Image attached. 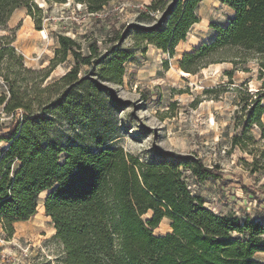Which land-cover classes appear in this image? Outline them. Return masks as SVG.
Masks as SVG:
<instances>
[{
    "label": "trees",
    "instance_id": "16d2710c",
    "mask_svg": "<svg viewBox=\"0 0 264 264\" xmlns=\"http://www.w3.org/2000/svg\"><path fill=\"white\" fill-rule=\"evenodd\" d=\"M74 1L87 14L96 15L114 0ZM201 2L151 0L141 17L156 22L146 28L132 26L136 45H153L173 57L177 45L200 21ZM221 2L233 11L231 17L225 25H214L213 39L183 54L181 70L190 76L229 61L235 66L227 72L232 77L234 70L247 71L242 66L256 61L263 75L264 0ZM36 3L0 0V29L6 30L14 11L25 7L42 30L35 17L39 14L41 19L44 10ZM155 14H161L158 20ZM111 31L109 43H118L108 48L103 67L98 68L102 60L84 54L81 44L61 33L56 57L40 71L26 68L16 55L15 36H1L0 77L8 93L0 94V106L11 116L8 129L0 132V144L5 143L0 148L2 230L12 237L15 223L34 216L40 193L47 191L43 205L55 229L52 237L61 246L58 264H264L255 258L264 252V220L214 212L202 195L189 188L181 169L190 170L201 183L220 177L218 166L208 167L200 158L176 160L166 155L146 162L117 146L115 139L95 136L90 145L79 134L68 133L91 109L90 91L109 94L102 79L121 83L123 65L133 57L119 45L129 32L125 36L116 27ZM69 55L74 59L71 69L48 82L51 72ZM83 65L95 68V78L79 75ZM236 91L239 108L231 147L253 154L252 171H264V151L255 154L252 149L257 144L252 126L264 129V81L255 92L246 82ZM149 211L153 214L145 220ZM165 217L171 219L172 231L154 234Z\"/></svg>",
    "mask_w": 264,
    "mask_h": 264
},
{
    "label": "rangeland",
    "instance_id": "374dc122",
    "mask_svg": "<svg viewBox=\"0 0 264 264\" xmlns=\"http://www.w3.org/2000/svg\"><path fill=\"white\" fill-rule=\"evenodd\" d=\"M35 1L44 10L41 19L39 14L35 17L41 21L42 30L36 28L33 16L25 7L14 11L6 30L0 29V45L1 36H15L16 55L22 57L26 68L34 71L47 68L56 57L60 47L57 36L61 33L81 44L84 54H92L98 62L102 60L98 67L101 68L109 54L108 48L118 43H109L112 27L119 28L125 36L129 32L119 43L133 54L123 65L122 82L102 79V84L111 91L109 94L90 91L91 109L88 108L84 120L69 130V134H79L90 145L95 136L102 140L115 139L117 146L146 162L157 161L162 155L176 160L200 158L208 167L218 166L220 177L199 183L190 170L181 169L189 188L204 197L207 207L217 213L232 212L241 218L264 220V171L253 172L250 166L253 154L231 147L235 111L239 108L236 87L241 88L246 82L249 90L255 92L263 86L264 74H260L258 63L248 62L242 66L247 71L234 70L232 77L227 72L235 66L229 61L212 64L190 76L180 73L179 60L183 54L213 39L215 24L228 22L233 13L228 6L221 0H202L197 9L200 21L170 57L153 45H136L132 26L146 28L156 22L141 17L150 0H114L96 15L87 14L74 0ZM160 15L153 18L158 20ZM73 65L74 59L69 55L51 72L48 82L61 77ZM94 74V67L83 65L79 69V75L95 78ZM3 92L8 93V86L0 77V94ZM0 117L4 126L0 132H3L8 129L11 116L3 113L1 106ZM262 120L264 123V115ZM252 133L257 141L252 149L259 154L264 151V129L261 132L259 127L252 126ZM4 147L5 143H1L0 148ZM46 193H40L34 216L15 223L12 237L0 225V264H41L47 260L58 264L61 246L52 237L55 229L43 205ZM152 214L149 211L143 218L149 219ZM171 231V219L165 217L154 234ZM255 258L264 261V253H256Z\"/></svg>",
    "mask_w": 264,
    "mask_h": 264
},
{
    "label": "bare ground",
    "instance_id": "6f19581e",
    "mask_svg": "<svg viewBox=\"0 0 264 264\" xmlns=\"http://www.w3.org/2000/svg\"><path fill=\"white\" fill-rule=\"evenodd\" d=\"M180 73L182 74V75H186V73L185 72H183L182 70L180 71ZM264 253V252H263Z\"/></svg>",
    "mask_w": 264,
    "mask_h": 264
},
{
    "label": "built area",
    "instance_id": "2783aa9c",
    "mask_svg": "<svg viewBox=\"0 0 264 264\" xmlns=\"http://www.w3.org/2000/svg\"><path fill=\"white\" fill-rule=\"evenodd\" d=\"M80 7H83V5L82 4H78Z\"/></svg>",
    "mask_w": 264,
    "mask_h": 264
},
{
    "label": "crops",
    "instance_id": "0c3cea01",
    "mask_svg": "<svg viewBox=\"0 0 264 264\" xmlns=\"http://www.w3.org/2000/svg\"><path fill=\"white\" fill-rule=\"evenodd\" d=\"M151 1V0H150ZM22 8V7H21ZM17 10V9H16Z\"/></svg>",
    "mask_w": 264,
    "mask_h": 264
}]
</instances>
